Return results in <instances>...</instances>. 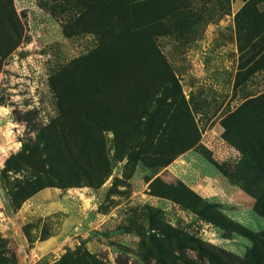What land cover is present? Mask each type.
<instances>
[{
  "label": "rangeland",
  "instance_id": "rangeland-1",
  "mask_svg": "<svg viewBox=\"0 0 264 264\" xmlns=\"http://www.w3.org/2000/svg\"><path fill=\"white\" fill-rule=\"evenodd\" d=\"M147 1L125 0L133 9ZM245 1L189 0L180 23L135 26L124 34L116 27L114 42L151 41L145 51L157 67L147 90L133 80L123 95L116 73L106 68L114 60L111 50L91 52L98 38L89 27L109 19L104 0H0L1 19L21 28L0 68V264H214L215 255L248 258L252 236L264 237V192L251 176L254 168L245 175L238 145L252 151L253 165L264 163V145L253 152V135L237 130L242 122L256 128L264 117V34H257L254 23L236 24ZM256 8L264 18V1ZM135 66L147 74L145 62ZM65 86L70 91L61 104ZM117 95L126 134L116 162L114 131L103 118ZM148 99H155L149 108L156 110L146 124ZM55 124L82 133L86 128L93 152L86 163L56 160L61 179L71 186H46L16 206L12 194L26 172L2 174L4 161L31 145L42 127ZM139 137L143 149L135 144L138 158L128 161L126 145ZM101 152L113 165L98 184ZM171 154L166 165L152 164ZM45 181L51 183V176Z\"/></svg>",
  "mask_w": 264,
  "mask_h": 264
},
{
  "label": "trees",
  "instance_id": "trees-1",
  "mask_svg": "<svg viewBox=\"0 0 264 264\" xmlns=\"http://www.w3.org/2000/svg\"><path fill=\"white\" fill-rule=\"evenodd\" d=\"M182 1L183 3L180 4L178 0H161L160 3H158L157 0H148L147 4L145 3L144 6H140L139 9H133V5H129V2H125V0H120L118 5H115L114 1L112 2L111 0H104L107 7H109L107 10V13H109V19L108 21L106 20V23L95 22L89 27V32L96 34L98 38L96 47L91 52L94 53L104 47L107 51L111 50L114 60L112 61V67L108 66L106 68L113 69L112 72L116 73L118 77L117 82L119 83L117 84V90L120 94L124 95L126 92L131 91L128 90V88L134 86L132 83L133 80H135L137 83L136 87L139 88V86H142L145 87L144 90H147V83L153 78V76L155 77L157 67L154 66L151 58L146 54L145 51V45H147V43H151V41L133 37L121 43L114 42L112 36L115 33V28L119 27L120 32L124 34L126 31L135 26H149L152 23H180L179 18H181V16L182 18H185L183 17V14L189 5V0ZM262 1L264 0H246L240 10L235 14V22L237 25L244 27V25H247L248 23H254L257 34H261V36L264 34V18H262L260 11L257 10L256 5ZM90 6L91 5L88 4L85 5L87 10L90 8ZM180 14L181 16H179ZM186 20H188V17ZM13 22L14 21H12V19H7L5 17L4 19H1L0 17V68L3 64V57L14 50L18 40L21 37V28L19 23ZM182 22L188 23L183 19ZM249 35L252 34L249 33ZM142 62H145L148 69L146 75L140 73L139 69L135 66L136 64L140 65ZM173 83L178 86L177 81L174 80ZM68 89L69 88L65 86L62 91H59L61 104L69 94ZM77 92L81 95H84V91ZM167 92H164L165 97L163 98L165 101L169 97ZM86 94L87 93H85V98ZM149 99L147 102H145V104H143L144 110L146 109L145 117H147V119L144 122L146 124H148L149 120L152 118V112H155L156 110L154 108L150 109L151 105L155 102V99ZM111 102V105L114 106V109L110 107L106 111L103 122L104 127H110L114 131L113 141L115 153L111 158L106 152H101V170L99 173L102 175L100 176V179H98V177L96 178L98 184H100L109 174L113 165L111 159L116 162L119 160V154L121 150H123L122 147L123 143L125 142L126 130L121 128L119 124L126 118V115H124L116 107L118 104H120V101H118V95L116 99H112ZM60 103L59 109H61L62 112L63 108L60 106ZM97 104L98 106H101V102L97 101ZM76 109L78 110V108ZM67 112V114H71V109L68 108ZM82 118L83 120H88L86 111H84ZM234 119L237 121L236 118ZM240 121L242 122L241 119ZM254 125L256 128L251 127L248 129L249 127H246V123L244 126V123L242 122V124L239 125L241 127L240 130H237L242 134H247V132H249V134L253 135V141L256 143H253V152H255L254 149L256 148V145H258V147L264 145V117L259 118L258 122H256ZM86 130V128L83 129L82 133V131L79 129H74L63 125L60 126L57 124L53 126L42 127L37 138L31 145L24 144L19 152L16 154H11L5 159L2 174H7L9 171H12L13 173L26 172L24 179L17 180V185L15 186L17 189L12 194L13 201L16 200V206H19L21 202L46 186H71V184H66L63 182L58 166H55V163L56 160L59 162L62 160H69L73 163H78V160L83 161L84 163L87 162L86 157L90 156L94 148L89 146L92 140H89ZM143 141L144 139L139 137L133 142V146L126 145L128 148L125 150L126 154L127 151L130 150L127 155L128 161L138 158L137 155H133L134 152H136L135 144H137V147L143 149ZM238 146V148L243 153V158L240 164H243L246 167L245 175L249 169L254 168V172L251 176L257 180L259 179L262 182V192H264V163L261 159H258L255 160L257 164L253 165V163L250 162V160L253 161L252 151L247 147L246 149L244 146ZM165 150L170 152V150L166 147ZM136 153L139 152L137 151ZM248 153L249 161L247 155ZM173 155L174 154H171L166 158L164 156H157V158H154L155 161H153L152 164L155 166H164L170 161ZM254 155L256 156V153ZM89 174L90 171H84V177L88 179L89 183H91L92 176ZM47 176H51V183L45 181ZM94 234L99 235L100 233L94 231ZM255 236L256 235H253L251 238L254 242V247L247 255L248 258L243 260L240 259L241 261L236 262L225 259L221 255H215L212 260L213 263L264 264V237L261 235V237L256 239ZM258 243H260V246Z\"/></svg>",
  "mask_w": 264,
  "mask_h": 264
},
{
  "label": "bare ground",
  "instance_id": "bare-ground-1",
  "mask_svg": "<svg viewBox=\"0 0 264 264\" xmlns=\"http://www.w3.org/2000/svg\"><path fill=\"white\" fill-rule=\"evenodd\" d=\"M11 131V130H10ZM6 136H7V134H6ZM17 146V145H16Z\"/></svg>",
  "mask_w": 264,
  "mask_h": 264
}]
</instances>
